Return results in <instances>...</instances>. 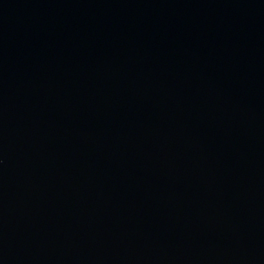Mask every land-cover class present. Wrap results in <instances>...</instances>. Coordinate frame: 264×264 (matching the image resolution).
Returning a JSON list of instances; mask_svg holds the SVG:
<instances>
[{"label": "water", "instance_id": "water-1", "mask_svg": "<svg viewBox=\"0 0 264 264\" xmlns=\"http://www.w3.org/2000/svg\"><path fill=\"white\" fill-rule=\"evenodd\" d=\"M0 264H264V0H0Z\"/></svg>", "mask_w": 264, "mask_h": 264}]
</instances>
